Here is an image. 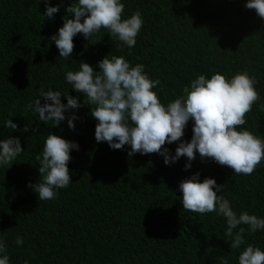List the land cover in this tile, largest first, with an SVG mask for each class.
Listing matches in <instances>:
<instances>
[{
    "label": "trees",
    "instance_id": "1",
    "mask_svg": "<svg viewBox=\"0 0 264 264\" xmlns=\"http://www.w3.org/2000/svg\"><path fill=\"white\" fill-rule=\"evenodd\" d=\"M72 2L63 0L48 19L43 0H0V139L19 137L23 149L10 165L0 167V237L12 244L9 264H221V257L238 264L247 244L264 250V231L245 233V244L231 249L223 217L182 216L183 159L165 165L156 153L129 156L128 145L114 150L107 142L97 143V121L90 115L95 106L64 79L82 62L99 71L96 64L106 55L123 56L131 65L143 64L149 77L160 81L154 91L167 104L197 75L231 77L246 70L257 80L259 99L239 128L264 139V19L245 7L246 0H122V18L139 10L144 19L133 48L101 29L89 40L73 37L71 58L62 59L50 38L70 16L66 8ZM60 3L49 0L50 6ZM42 87L79 97L74 130L67 119L52 127L25 110ZM61 102L66 103L63 95ZM9 118L17 130L3 127ZM25 125L27 132L20 130ZM50 132L77 142L79 150H70L69 186L58 189L55 199L41 201L26 185L42 179L35 157ZM191 135L189 121L181 139ZM177 143L162 148L174 154ZM205 160L216 168L194 162L190 171L216 176L223 185L217 195L237 213L264 217V161L243 175ZM171 223L179 226L175 236L168 234ZM18 235L24 241L20 246L15 244Z\"/></svg>",
    "mask_w": 264,
    "mask_h": 264
},
{
    "label": "clouds",
    "instance_id": "2",
    "mask_svg": "<svg viewBox=\"0 0 264 264\" xmlns=\"http://www.w3.org/2000/svg\"><path fill=\"white\" fill-rule=\"evenodd\" d=\"M43 3V16L52 19L63 0L52 6L49 0H43ZM245 7L254 9L256 15L264 19V0H246ZM124 8L122 0H73L66 8L70 18H63V26L50 38L58 49L59 57L71 58L73 37L77 34L89 40L101 29H105L122 46L133 48L144 19L139 10L122 18ZM96 67L99 71L82 62L78 70L67 71L64 79L72 90L87 98L89 105L95 106L90 108V115L97 121L94 130L97 143L107 142L114 150L128 145L129 156L156 153L163 157L165 165L183 159L185 165L179 177L183 208L178 206L184 212L182 216L197 218L199 214L215 213L223 217L226 224L224 235L230 238L231 249H240L245 244V233L252 235L264 231V217L247 211L237 213L228 199L222 194L217 195L222 193L223 185L216 183V176L190 171L194 162L215 167L213 162L205 160L207 158L227 166L235 174L251 175L264 161V139L246 128H239L246 124L245 114L259 99L254 76L246 70L231 77L221 72L210 77L200 74L183 88L182 95L164 104L154 91L160 81L151 79L143 64L131 65L123 56L106 55ZM258 82L261 89L259 79ZM62 95L66 103L61 102ZM78 101V96L62 94L60 90L51 88L45 91L42 87L25 110L38 114L39 121L44 124L50 122L52 127H58L67 119L68 128L74 130V122L78 119L75 110L82 106ZM189 121H192V135L185 141L181 138ZM3 127L12 131L18 129L10 118L3 122ZM20 130L27 132L30 128L25 125ZM173 142H178L174 154L167 147L162 148ZM70 150H79L78 143L51 132L47 135L41 153L35 157L42 179L26 185L39 200L55 199L57 190L67 188L71 183L68 168ZM22 151L19 137L0 139V167L10 165ZM178 232L179 226L171 223L168 234L175 236ZM23 243V238L18 235L15 244L20 246ZM11 247L9 241L6 245L0 237V264H9L8 248L11 250ZM221 264H228V260L221 257ZM238 264H264V250L247 244L239 252Z\"/></svg>",
    "mask_w": 264,
    "mask_h": 264
}]
</instances>
